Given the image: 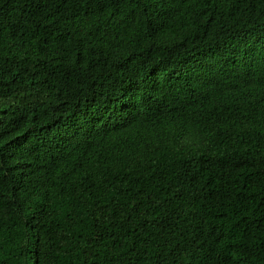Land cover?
Wrapping results in <instances>:
<instances>
[{
  "label": "trees",
  "instance_id": "1",
  "mask_svg": "<svg viewBox=\"0 0 264 264\" xmlns=\"http://www.w3.org/2000/svg\"><path fill=\"white\" fill-rule=\"evenodd\" d=\"M0 264H264V0H0Z\"/></svg>",
  "mask_w": 264,
  "mask_h": 264
},
{
  "label": "clouds",
  "instance_id": "2",
  "mask_svg": "<svg viewBox=\"0 0 264 264\" xmlns=\"http://www.w3.org/2000/svg\"><path fill=\"white\" fill-rule=\"evenodd\" d=\"M87 46L88 48H83V49H86L87 52L91 53V57L89 58V61H94L95 64L105 61L113 66H116L118 68L121 77L126 76L128 74L129 70L131 69V65L127 63L118 64L115 63V60L131 59L132 52H126V50H122L121 46H115L113 45V42L100 44L97 46L96 44H87ZM133 124L134 123L131 122V125L129 126H132ZM127 140L129 139H126V141Z\"/></svg>",
  "mask_w": 264,
  "mask_h": 264
},
{
  "label": "bare ground",
  "instance_id": "3",
  "mask_svg": "<svg viewBox=\"0 0 264 264\" xmlns=\"http://www.w3.org/2000/svg\"><path fill=\"white\" fill-rule=\"evenodd\" d=\"M146 76V75H145Z\"/></svg>",
  "mask_w": 264,
  "mask_h": 264
}]
</instances>
